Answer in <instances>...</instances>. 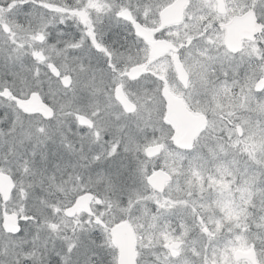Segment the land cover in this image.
<instances>
[{
	"label": "snow or ice",
	"instance_id": "6c2138e0",
	"mask_svg": "<svg viewBox=\"0 0 264 264\" xmlns=\"http://www.w3.org/2000/svg\"><path fill=\"white\" fill-rule=\"evenodd\" d=\"M0 264H264V0H0Z\"/></svg>",
	"mask_w": 264,
	"mask_h": 264
}]
</instances>
